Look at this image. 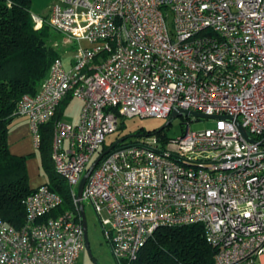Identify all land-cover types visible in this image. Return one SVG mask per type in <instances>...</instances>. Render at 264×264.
Instances as JSON below:
<instances>
[{
	"label": "built area",
	"instance_id": "built-area-1",
	"mask_svg": "<svg viewBox=\"0 0 264 264\" xmlns=\"http://www.w3.org/2000/svg\"><path fill=\"white\" fill-rule=\"evenodd\" d=\"M32 18L63 48L14 116L29 119L39 147L61 102H82L78 123L59 119L53 130L73 208L46 218L63 198L47 183L35 188L21 228L0 215V264H78L85 202L118 264L135 261L160 227L194 224L215 264H264V0H60ZM175 110L218 116L216 126L194 131L193 117L179 138L154 133L115 148L78 196L120 118L172 119Z\"/></svg>",
	"mask_w": 264,
	"mask_h": 264
},
{
	"label": "trees",
	"instance_id": "trees-1",
	"mask_svg": "<svg viewBox=\"0 0 264 264\" xmlns=\"http://www.w3.org/2000/svg\"><path fill=\"white\" fill-rule=\"evenodd\" d=\"M31 6L32 0H0V215L16 228L25 224L23 201L35 190L30 186L27 161L36 155L48 178L47 185L63 198V204L46 218L73 208L70 189L57 174L52 158L54 124L64 118L65 110L76 99L73 94L61 102L53 120L40 127L36 154L16 156L9 149V133L20 100L39 92L52 64L60 57L59 47L49 43L56 32L46 24L36 29ZM154 133L162 140L168 139L164 130L141 129L136 136ZM132 136L121 138L125 141L116 148L137 142ZM113 144L105 143L100 154ZM215 256L216 249L207 241L202 224L160 227L131 264H215Z\"/></svg>",
	"mask_w": 264,
	"mask_h": 264
},
{
	"label": "rangeland",
	"instance_id": "rangeland-1",
	"mask_svg": "<svg viewBox=\"0 0 264 264\" xmlns=\"http://www.w3.org/2000/svg\"><path fill=\"white\" fill-rule=\"evenodd\" d=\"M55 34L57 36L53 35L49 43L56 47H60L61 50V48H63L62 39L57 33ZM81 108L82 102L79 99H74L65 110L64 120L72 123L77 122L80 117ZM169 120L171 123L166 129H164V133L168 137L176 139L182 136L184 132V124L189 120H193V116H180L172 119H163L157 117L142 118L139 116L133 118H120L119 130L106 138V145L109 146L112 143H116L117 140H120L125 136L138 135V131L141 129L151 132L159 130ZM216 123L217 121L215 119L200 118V120L193 121L191 128L194 131H200L213 128L216 126ZM140 138V136H135L131 139L136 141ZM85 213L88 241L92 257L86 248V251L82 253L81 258L79 259L78 264H95L94 260L98 264H118L112 252L111 246L104 235V230L97 213L94 207L88 202H85Z\"/></svg>",
	"mask_w": 264,
	"mask_h": 264
},
{
	"label": "crops",
	"instance_id": "crops-1",
	"mask_svg": "<svg viewBox=\"0 0 264 264\" xmlns=\"http://www.w3.org/2000/svg\"><path fill=\"white\" fill-rule=\"evenodd\" d=\"M59 1L60 0H32L31 12L32 14L47 18L50 16L52 7ZM78 121L73 124L78 123ZM8 142L10 152L13 155L28 156L37 153L38 147L28 118H14L9 133ZM27 167L31 188L35 189L38 186L48 182L47 176L41 169L40 159L37 155L27 161Z\"/></svg>",
	"mask_w": 264,
	"mask_h": 264
},
{
	"label": "water",
	"instance_id": "water-1",
	"mask_svg": "<svg viewBox=\"0 0 264 264\" xmlns=\"http://www.w3.org/2000/svg\"><path fill=\"white\" fill-rule=\"evenodd\" d=\"M180 116H186V117H197V118H207V119H215L218 116H209V115H205L202 113H197V112H192V111H187V110H183V111H173L172 113V118H176V117H180ZM225 118L228 119H232L231 116H224ZM236 124L238 125L240 131L242 132V134L250 141H254L252 138H250L248 132L246 131V129H244L241 124L238 122V120H235ZM171 121L169 120L162 128H160V131H163L164 129H166L169 125H170ZM136 135H133L132 137H135ZM125 141V139H120L118 140L116 143H114L108 150H106L105 152H103L102 154H100L98 156V158L92 163V165L90 166L89 170L87 171V173L83 176L80 185H79V189H78V196L81 197L84 187L87 183V180L89 178V176L92 174L94 168L97 166V164L102 160V158L109 154L111 151H113L118 145H120L121 143H123ZM81 212H82V220H83V225H84V229H85V233H86V248L88 249V252L90 254V256L92 257V253L89 247V241H88V232H87V226H86V213H85V209L84 206L81 205ZM95 264L96 261L94 260Z\"/></svg>",
	"mask_w": 264,
	"mask_h": 264
}]
</instances>
